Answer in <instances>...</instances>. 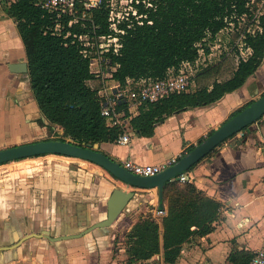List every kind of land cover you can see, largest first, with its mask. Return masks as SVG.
Instances as JSON below:
<instances>
[{
    "label": "crops",
    "instance_id": "obj_1",
    "mask_svg": "<svg viewBox=\"0 0 264 264\" xmlns=\"http://www.w3.org/2000/svg\"><path fill=\"white\" fill-rule=\"evenodd\" d=\"M3 2L0 0V149L17 145L25 129L46 128L38 123L42 115L28 73L9 69L27 64V59L16 23L5 12ZM263 93L264 60L241 88L219 101L174 113L157 125L151 137L133 135L128 145L104 143L99 150L120 165L125 160L157 165L178 159ZM138 114L139 108L133 117ZM25 164L0 174V264H127L126 238L137 222L149 216L162 233L167 199L163 194V214H157L159 192L152 188L130 189L133 197L112 226L70 237L105 220L110 194L115 188L126 190L124 184L83 160L76 163L77 172L62 165ZM185 175L187 182L221 209L213 231L183 243L174 264H229L227 258L233 250H264V115L215 147ZM132 264L165 263L161 252Z\"/></svg>",
    "mask_w": 264,
    "mask_h": 264
},
{
    "label": "trees",
    "instance_id": "obj_2",
    "mask_svg": "<svg viewBox=\"0 0 264 264\" xmlns=\"http://www.w3.org/2000/svg\"><path fill=\"white\" fill-rule=\"evenodd\" d=\"M3 1L5 12L15 21L25 49L29 87L36 107L47 121L44 124L39 119L38 123L46 126L48 132L55 128L60 131L56 137L46 140H71L79 145L114 144L119 129L108 128L100 114L97 89L88 85L93 75L79 48L71 44V38L53 34L55 18L37 5L38 0ZM152 3L154 8L139 7V12L147 15L143 25L130 29L121 26L126 29L121 37L122 47L118 55H109L118 65L112 78L120 84L127 79H161L168 69H177L183 62H194L199 45L208 54L204 42L208 34L216 37L227 26L225 19L234 13L241 14L245 6V0H155ZM107 15L105 5L91 13L93 21L101 25L99 33H108ZM66 24L67 19L62 22L63 35L67 31H85L78 25L67 28ZM260 26L261 32L245 38L252 54L238 61L228 79L219 81L214 77L210 83H201L221 71V64H214L196 74L194 91L143 103L139 114L131 119L133 134L151 137L157 125L174 113L211 105L241 88L264 60V15ZM192 149L190 146L187 153ZM163 194L167 199V211L162 218V233H159L158 223L149 216L137 222L126 238L127 264L149 260L161 252L165 264H174L183 243L213 231L221 205L194 184L177 179L168 181ZM252 257V252L236 249L227 261L229 264H250Z\"/></svg>",
    "mask_w": 264,
    "mask_h": 264
},
{
    "label": "built area",
    "instance_id": "obj_3",
    "mask_svg": "<svg viewBox=\"0 0 264 264\" xmlns=\"http://www.w3.org/2000/svg\"><path fill=\"white\" fill-rule=\"evenodd\" d=\"M152 1L155 0H38L37 3L42 10L55 18L53 34L62 35L64 39L71 38V44H75L82 58L88 61L90 74L93 75L88 85L97 89L100 114L105 119L106 126L119 129L120 133L115 141L119 146L131 143L134 134L130 123L136 109L146 102L154 103L173 94L189 92L196 74L206 68L216 56L214 46H209L210 51L207 54L204 47L199 45L198 57L194 62H183L177 69H168L161 79H127L124 84L114 81L112 75L118 65L112 62L109 55H118L122 47L121 37L126 33V29L121 26L125 25L130 29L134 25H143L147 15L139 12V7L144 10L154 8ZM102 5H105L108 11L106 34L99 33L101 25L96 24L91 16L92 11ZM263 15L264 0H245L241 14L234 13L225 19L227 26L223 30L236 34L231 51L238 53L237 62L246 60L252 54V49L246 46L245 38L261 32L260 20ZM65 19L67 28L78 25L85 31H67L63 35L62 22ZM209 38L211 36L208 34L204 40L205 44ZM177 160L171 158L157 165H140L125 160L122 166L134 175L149 177L162 172ZM175 179L184 182L187 176L182 173ZM157 214H163V211L157 210ZM250 264H264V250L255 251Z\"/></svg>",
    "mask_w": 264,
    "mask_h": 264
},
{
    "label": "water",
    "instance_id": "obj_4",
    "mask_svg": "<svg viewBox=\"0 0 264 264\" xmlns=\"http://www.w3.org/2000/svg\"><path fill=\"white\" fill-rule=\"evenodd\" d=\"M11 72L28 73L26 63L14 64L9 67ZM264 115V95L254 100L236 115L227 120L217 130L193 147L191 151L162 172L149 176H137L127 171L122 165L111 160L99 150V144L79 145L71 140H40L25 144H18L0 149V165L8 162L32 158L41 155H59L67 158H76L90 162L114 176L125 189L115 188L107 200L106 219L88 227L80 234L70 237H79L96 229L108 228L113 225L133 197V190H148L157 188L159 192L158 210L163 211V187L166 182L173 181L179 174L189 170L199 160L209 154L219 144L238 133L249 124ZM42 121L47 123L42 116Z\"/></svg>",
    "mask_w": 264,
    "mask_h": 264
},
{
    "label": "rangeland",
    "instance_id": "obj_5",
    "mask_svg": "<svg viewBox=\"0 0 264 264\" xmlns=\"http://www.w3.org/2000/svg\"><path fill=\"white\" fill-rule=\"evenodd\" d=\"M235 41H236V34L229 30H223V32L219 33L216 37L207 39L205 46L208 49H209V46H214L215 49L213 51L216 54V56L213 57V59L208 63L207 67L214 65V64H221L220 65L221 71H219L218 75H215L211 77L210 79L203 80L201 83H210L214 79V77H218V79L222 81L231 75V73L233 72L234 68H236L237 63H238L237 62L238 53L231 51V48ZM193 83L195 85V81ZM95 85H96V82H95ZM194 88H196V85L194 86ZM24 131H27V132L24 134L25 136L23 135L24 138L21 141H18V144H24L25 141H29V140H30L29 142H34V141L54 138L56 137V134H58V132L60 133V131L57 130L56 128L52 130V132H48L45 127L44 128L39 127V128H34V129L33 127H31V130L29 132L27 129H25ZM5 147H10V146H5ZM77 162H79V160L77 159H70L64 156L47 154L46 156L26 158L23 160L14 161L13 163L9 162L5 164H1L0 174H4V172L9 174L16 170H19L18 166H20L21 163H27V164L29 163L28 165L32 163L33 165H39V166L40 165L41 166L42 165H49V166L62 165L65 168L70 169L71 171L75 170V172H77V167H76ZM27 164L25 165L28 166Z\"/></svg>",
    "mask_w": 264,
    "mask_h": 264
}]
</instances>
